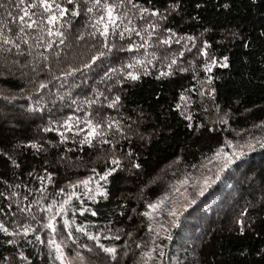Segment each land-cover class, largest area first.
<instances>
[{"label":"trees","instance_id":"1","mask_svg":"<svg viewBox=\"0 0 264 264\" xmlns=\"http://www.w3.org/2000/svg\"><path fill=\"white\" fill-rule=\"evenodd\" d=\"M58 2L69 7L67 0ZM17 3L18 0H0V209H3L0 222L9 228L8 233L0 232V264H59L54 250L47 244L48 230H41L43 213L33 201L59 200L60 196H55L57 189H66L68 182L89 175L93 167L103 171L113 154L120 157L121 167L105 185L108 198L87 201V206L97 212L96 216L90 212L83 216L76 212L75 216L77 223L87 225L88 231L105 229L103 236L120 237L119 240L101 239V243L116 246V258L86 236L75 233L74 226L72 231L77 243L87 247L67 241L64 251L70 256L78 252L88 264H140L141 252L152 247L147 218L142 215L147 210L146 202L165 194L171 197L175 192L173 188H178L177 181L205 174L217 167L220 161L214 163L212 157L226 139L243 144L250 138L264 137V124H261L264 121V0H132L137 4L135 9L125 0L124 6L117 10L122 16V23L117 21L120 29L115 37L109 36L114 50L86 69L81 65L102 50V41L87 35L92 30L90 14L84 11L87 0H72V7L81 5L80 15L72 16L69 9L61 18L63 23L55 25L63 36L53 37L50 48L43 47L44 41L37 40L38 35L48 39L47 33L40 30V25L47 26L41 16L42 9L25 7L32 0H25V4L20 5L25 11L36 13L31 19L38 21V25L28 28L20 20L23 12L16 7ZM139 7L156 10L157 16L141 14ZM98 14L99 10L93 15ZM24 19L27 21L29 17ZM129 19L132 21L129 26L137 30H142L150 21L160 22L161 28L155 29L154 36L148 38L147 58L153 59V64L140 72L138 80L118 77L122 80L120 84L115 79L102 82L101 78L109 68L130 62L133 55L144 58V49L129 52L126 48L128 42L142 43L141 37L134 34L129 37L125 33V39H119V30L128 25ZM21 27L24 32L17 35ZM164 29H172L175 33L172 44L157 43L159 38L167 37ZM81 32L85 35L78 40ZM5 35L12 44L4 43ZM187 36L194 37V41L175 43ZM25 38L28 43L24 42ZM205 41L208 58H217V63L207 74L213 77L211 86L215 92L212 97L199 94L205 72L202 64H198L202 59L198 52ZM37 43L41 46L36 47ZM16 44L20 45L19 49ZM184 46L188 47L184 54L177 55ZM121 48L125 50L121 52ZM174 55L178 60L174 73L158 76ZM225 57L227 66L221 67L224 62L221 58ZM206 59L204 57L203 62ZM179 67L187 70L180 72ZM73 68L79 71L61 76L62 72ZM41 82L47 86L36 92L35 88ZM94 89L101 91L107 100L96 97ZM181 92L192 100L185 106V114L191 112V121L185 120L175 108ZM114 95H120L121 100L112 109L108 102ZM85 99H95L97 103L89 107L82 103ZM29 105H32L31 109ZM77 106L81 107L79 112ZM84 112H89L95 122L120 121L123 133L112 128L104 139L114 143L89 146L74 144L72 138L60 144L56 132L43 131L50 121L62 123L69 115L79 116L83 121ZM22 115L30 119L25 121ZM51 126L56 127L55 124ZM79 127H83V123ZM140 131L146 138H140ZM29 141L43 145V150L31 148ZM225 150L231 152V149ZM242 159L245 163L235 161L214 180L224 181L232 188L227 185L221 189L211 183L203 195L197 196L195 209L202 210H199L196 223L184 215L176 227L165 225L172 239L162 236L156 239L149 264H264V149L256 148ZM136 163L140 164L139 168L133 166ZM47 173H52L51 183H45V192L40 193L37 191L42 187L40 177ZM249 177L252 178L251 185L245 183ZM237 191L240 196L230 204L228 199ZM224 192H227L226 196ZM217 197L218 203L208 208L207 205ZM74 203L79 205L81 201ZM28 205L32 206L30 211H20ZM67 215H72L71 209ZM206 215L207 219L202 222ZM33 216L41 224L35 223ZM57 219L60 223L56 238L60 241L67 233L63 231V218ZM163 219L169 218L165 214ZM238 219L240 223L236 222ZM142 220L145 222L141 223ZM25 222L32 225L27 236L21 229ZM153 222H162L161 217H156ZM36 232L43 243L35 239ZM9 239L16 243L8 244ZM188 239L192 240H189L190 246L185 244ZM137 243H141V248L136 247ZM161 243L164 257L159 255ZM20 251L27 260L20 258Z\"/></svg>","mask_w":264,"mask_h":264},{"label":"snow or ice","instance_id":"2","mask_svg":"<svg viewBox=\"0 0 264 264\" xmlns=\"http://www.w3.org/2000/svg\"><path fill=\"white\" fill-rule=\"evenodd\" d=\"M129 4L132 5V8H137V4H133L132 0H127ZM125 0H87V7L84 8V11L90 14V20L92 21L90 27L91 31L87 33V35L98 41H102L100 43V48L102 50L97 51L95 55L91 57V59L86 64H82L81 68H89L93 62L97 61L98 58L105 57L107 53H110L114 50L115 45L114 43L109 41L110 34L115 37L117 34V30L120 29V24L117 23V21H121L122 23V16L121 14H118V9L122 8L124 6ZM25 0H18V3L16 4V7L20 9L21 12H23V16L20 17V20L26 25L28 28H33L38 25V21H34L31 19L32 16H35L36 13H29L24 10V8H21L20 5H24ZM68 8L64 6V4L58 2V0H32L31 4H26L25 7L31 9L33 7H36L38 9H42L41 16L44 20L47 21V26L40 25L41 32H46L48 39L45 40L43 35H38L37 40L38 41H44L43 47L50 48L52 47V38L53 37H62L63 33L59 28H56L55 25L63 23L61 18L66 16V13L71 10L72 16H79L80 15V7L81 5H77L76 7H72V0H67ZM199 6V5H198ZM173 8L176 7V5H172ZM99 10L98 15H93L96 13V11ZM139 13L141 14H149L151 16H157V11L145 7H139ZM11 15V13H9ZM124 16L127 14L124 13ZM25 17H29L27 21H25ZM132 21L129 19L128 25H125L122 30H119V39L123 41L125 39V33L128 34L129 37H131L133 34L137 37H141L142 43L137 42H128L126 45L127 51L131 52L133 49H144V58L138 57L136 55L131 56L130 62L122 63L121 65H118L117 67L109 68L107 72L104 73L103 77L101 78V81L104 80H111L115 79L117 84L122 83V80L118 77H122L126 80H138L140 78V72L144 71L146 69L147 65L153 64V59L147 58L149 53L147 52V49L149 47V40L148 38H151L155 34V29L159 28L160 25L155 22H149L147 25H145L142 30H137L135 27H130ZM89 25H86V27ZM24 32V27L20 28V32L17 33L19 35L20 33ZM164 32H166L168 35L166 38H159L157 40V43L159 45H169L173 43L172 37L175 36V33L172 31V29H164ZM85 35L84 32H81L80 35L77 37L79 40L81 37ZM194 37L187 36V37H181L180 39H177L175 41L176 44H180L181 40L184 41V43H187L189 41H194ZM3 41L5 44H12V40L8 38V36H3ZM25 43H28L27 38L24 40ZM61 43H63V40H61ZM41 45L37 43L36 47H40ZM15 47L17 49L20 48L19 44H16ZM208 43L207 41L204 42L203 46L200 47L198 55L206 57L205 63L202 65L204 72H205V80L201 83V87L199 90V94L203 96H209L212 97L214 95L215 89L211 86V81L213 77L211 75H207L211 72L212 65L217 63V58L212 56L208 58ZM125 49L121 48L120 51L123 52ZM185 49H181L177 55L182 56L184 54ZM38 55L43 56V53H39ZM152 57H155V53L151 54ZM177 55H174L170 62L166 63L164 67L159 71L158 76H169L174 73L176 70L174 66L178 65ZM45 60H47V57H44ZM223 63H221V67H226L227 58H221ZM45 67L47 65L45 64ZM178 70L180 72H184L187 69L184 67H179ZM79 71V69H71L69 72H62L61 76L67 77L72 75V73ZM195 78V77H194ZM55 79V78H54ZM45 82H41L38 87L35 88L36 92H39L41 88L46 87ZM109 91H112V86L108 85ZM193 90H195V86H193ZM23 91V89H21ZM93 94L96 97H103V93L99 91L98 89H94ZM59 99H63V97H59ZM103 99L107 100V97H103ZM121 100L120 95H114L111 101L108 102V107L115 109L118 105V102ZM39 103V102H37ZM75 104L76 101H73ZM83 104L88 105L89 107L95 103H97V100L95 99H85L82 101ZM189 103H192V100L189 96L185 94V92H181L180 94V102H177L175 104V108L180 110V115L184 116L185 120L191 121L192 116L191 112L188 111L187 114H185V106ZM217 110H219V106H216ZM32 108V105H29V109ZM81 110L80 106H77L76 111L79 112ZM222 123H226V121H221ZM83 123V127H79V125ZM55 124L56 127H52L51 125ZM261 124H264V121L261 122ZM191 123L189 124V127H191ZM259 125H253V127H258ZM198 127V126H197ZM115 128L116 132L123 133V127L121 125V122L118 120L108 119L106 123L102 122H95L89 117V112H84L83 114V121L81 120V117L79 116H72L69 115L65 119H63L62 123L60 121H50L49 126H46L43 128L44 132L53 131L56 132L59 135V141L58 143L64 144L67 140L70 138L73 139V143H79L80 145L88 144L89 146H92L94 143H100V144H108V143H114V141H109L107 139H104L105 135L109 133V131ZM66 134H71L66 135ZM76 137H79L77 140ZM31 148L36 149L38 151L43 150V145L38 144L35 141H29L28 142ZM231 149V152L226 151L225 149ZM256 148L264 149V137L260 138H250L249 140L245 141L243 144H234L231 140H225L224 144L221 145L217 151L213 154L212 159L213 160H219L220 164L217 167L215 176L216 179L220 178V173L230 167L235 161H240L241 164L245 163V161L242 159L243 157H246L248 153L253 152ZM246 149V150H245ZM6 155V154H5ZM63 155V153L61 154ZM129 155H131V149L129 150ZM179 159V157H177ZM12 163L15 165L16 161H12ZM18 166V165H17ZM136 168L140 167L139 163H136L133 165ZM121 167V159L119 156L113 154L111 157L107 159V164L104 167L103 171H97L96 167H93L90 170V174L78 178L74 181L68 182L65 188H59L57 189L55 196H60V199L57 200L53 198L51 201L44 203L43 199L41 200H34L33 203L36 204L40 211L43 213L44 222L41 225V230H48V240L47 244L50 248V250H54L55 252V259L59 261V264H73L72 260H69L65 256L64 252V243L67 241L72 242L73 244H77L78 247H87V245H79L77 243V240L75 238V234L72 231L73 226L75 227V233L82 234L83 236H86L89 241H94L96 245L99 246L100 249H102L105 253L109 254L113 259L117 256V248L116 246L112 245H106L105 243H101V239H109L114 238L116 240H119V236L115 237H109V236H103V233L105 229H101L100 231H88L87 225H81L77 223V218L75 216L76 212L81 213V216L85 212H90L92 216H96L97 212L94 211L92 208L87 206V201L95 202L97 200V197H103L108 198L109 192L108 189L105 187V185L109 184V177L117 171L118 168ZM31 175V173L29 174ZM40 180L42 182V187L38 189L37 191L40 193L45 192L44 184L45 183H51L52 180V173H47L46 176H41ZM178 184H187L186 179H182L177 181ZM211 183H214L213 180H211L210 177H204L203 181L199 183V191L196 193V195H203L205 191H207V188L211 185ZM197 185H193V187H196ZM177 189L174 187L173 191H176ZM143 191V190H141ZM12 195H15L13 193ZM185 199V203L179 207H177L175 204L171 208L168 207L169 204V195L165 194L158 199L146 202V209L142 215L143 217L147 218V228L149 230V235L152 240V247H149L147 251L141 252V260L140 264H149V262L153 259L151 253L153 252V249L155 247V241L158 237H163L164 239L171 240V232L168 227H165L166 224H168L170 227H176L178 224V218L180 215V211L182 208H186L189 203H195V200L188 201L187 194H182ZM74 201H81L79 205L75 204ZM31 205H28L27 208H21V212H26L31 210ZM69 209H71L72 215L68 216L67 213L69 212ZM3 209H0L2 211ZM135 211V210H134ZM166 211V215L169 219L164 220L163 214ZM243 215V213H241ZM58 217L63 218V231L67 233V237L64 236L60 237V241L57 240L56 234H57V224L60 223V221L57 219ZM156 217H161L162 222H156ZM32 219L37 224H41V221L36 219L35 216L32 217ZM145 221H141V223H144ZM237 223H240V220L238 219L236 221ZM13 223H16L13 221ZM94 223V222H90ZM110 223V222H109ZM22 233L24 236H27L30 231H32V225L25 222L24 225L21 226ZM108 232H110V229H107ZM0 232L8 233L9 228L5 226L4 223L0 222ZM13 235H16V233H13ZM35 239L37 241H43L41 240V236L39 235V232L34 233ZM129 236H132V233H128ZM8 244H15L16 241L14 239H9L6 241ZM31 242V241H29ZM137 248H141V243L136 244ZM160 251L159 255L160 257H164L165 253L163 251V244L159 246ZM19 256L22 260H27L28 258L25 256L23 251L19 252ZM75 257L79 259L80 264H83V256H81L78 252L75 253ZM7 259V258H5Z\"/></svg>","mask_w":264,"mask_h":264},{"label":"rangeland","instance_id":"3","mask_svg":"<svg viewBox=\"0 0 264 264\" xmlns=\"http://www.w3.org/2000/svg\"><path fill=\"white\" fill-rule=\"evenodd\" d=\"M167 14H169V13H166L165 15H167ZM157 23L160 25V28H161V24H160V22L157 20ZM161 31H163V30H161ZM189 46V45H188ZM188 47H186V46H184L183 47V49H187ZM203 59H204V57L202 56V59L201 60H198L199 62H198V64H204L205 62H203ZM21 116V115H20ZM22 118L26 121V119H30L29 118V116H27V115H25V117H23V115H22ZM8 121H10V120H8ZM138 135L140 136V138H146V134H144L142 131H140L139 133H138ZM217 162H219V160H216ZM215 160H214V163L216 162ZM212 167H214V164H212ZM218 167V166H217ZM217 167L215 166V168H213V170H210L209 172H205V174H201V175H199V176H190L189 178H187L186 180H188V179H191V180H189V181H187V184H179L178 185V188H177V190L173 193V195L171 196V197H169V204H168V207L169 208H171L172 206H173V204H175L177 207H179V206H181V205H183L184 203H185V199H184V196L182 195V194H184V193H186L187 194V199H188V201H191V200H195L196 198H197V196L198 195H196V193L199 191V183L200 182H202L203 181V178L204 177H210L211 178V180H215L216 179V176H214L215 175V173H216V170H217ZM237 172H239V170L237 171ZM237 175H238V173H237ZM213 176V177H212ZM245 183H247V184H250L251 185V183H252V178L251 177H249L246 181H245ZM193 185H197L196 187H193ZM212 185L213 186H215V187H217V188H226V186L227 185H230V184H225V182L224 181H221V182H218V181H214V183H212ZM230 188H232L231 187V185H230ZM223 195H227V192H224L223 193ZM239 197L240 196V193L237 191V192H234V193H232V195L230 196V198L228 199V201L230 202V204L233 202L232 200H234V199H236L237 197ZM218 201H219V198L217 197V198H215L212 202H210L207 206H208V208L209 207H214V205H216L217 203H218ZM207 208V209H208ZM199 210H202L201 208H197V209H195V204L194 203H189L188 204V206L186 207V208H182L181 209V211H180V215H179V218H178V220L179 219H181L184 215H186L185 216V218H188V216H189V218L188 219H191L192 221H194L195 223L199 220V215L198 214H200L199 213ZM166 214V211H165V213L163 214V216ZM207 219V215H206V217H203V219H202V222H203V220H206ZM190 239H188L187 240V243H185L187 246H190V244H192L190 241H192V240H190ZM194 241H195V239H194ZM191 251V250H190ZM65 252V251H64ZM65 256H66V258L67 259H69V260H72L73 261V264H80V262H79V259L77 258V257H75V256H70V255H68V254H66V252H65ZM83 264H88V262L87 261H85V260H83ZM192 264H195V263H192Z\"/></svg>","mask_w":264,"mask_h":264}]
</instances>
